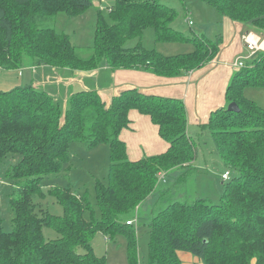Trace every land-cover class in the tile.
Segmentation results:
<instances>
[{"label":"trees","instance_id":"16d2710c","mask_svg":"<svg viewBox=\"0 0 264 264\" xmlns=\"http://www.w3.org/2000/svg\"><path fill=\"white\" fill-rule=\"evenodd\" d=\"M203 1L219 16L264 35V0ZM90 5V0H0V69L19 70L26 61L79 72L107 65L112 71H144L175 79L211 65L224 44L221 34L186 36L173 29L177 11L162 0H115L109 22L98 15L90 54L83 57L67 35L47 24L59 12L78 16ZM147 29L153 30L157 43H189L194 50L166 56L148 49L140 40ZM133 39L138 43L126 47ZM243 63L224 93L226 105L235 103L239 112L217 108L200 127V136L203 130L210 133L225 171L235 174L226 181L218 205L204 199L170 201L153 215L145 264H181L179 251L203 264H264V109L243 93L264 88V50ZM132 112L157 128L168 145L163 153L128 159L120 133L130 127ZM73 143L109 148L107 183L97 180L94 185L99 219L92 215L86 191L73 193L69 188L49 191L63 207L62 216L36 211L33 198L43 195L42 178L67 170ZM197 145L187 132L182 99L127 87L107 102L98 91L81 90L71 95L62 114L55 100L32 84L0 91V163L19 156L5 172L11 184H19L8 202L12 231L0 230V264H106L91 245L98 232L110 240L124 235L128 264H139L135 229L127 222L159 190L163 174L182 169L178 181H183L193 171ZM43 227L60 237L45 240ZM80 247L83 254L77 253Z\"/></svg>","mask_w":264,"mask_h":264},{"label":"rangeland","instance_id":"374dc122","mask_svg":"<svg viewBox=\"0 0 264 264\" xmlns=\"http://www.w3.org/2000/svg\"><path fill=\"white\" fill-rule=\"evenodd\" d=\"M90 1V7L82 14L71 17L64 12H59L47 24L57 33L67 35L70 38L71 44L75 46L83 57H88L90 54L98 15L101 14L109 22L108 11L115 3V0ZM162 1L177 11V17L171 26L184 35L191 36L196 34L198 36L203 35L207 38H213L217 33L222 31L220 16L203 0ZM140 40L144 47L154 49L166 56L187 54L194 50V45L189 43H157L154 40L152 29L145 30ZM138 41L139 39L126 41L125 46L134 47ZM248 57H240V59L246 60ZM13 72L10 70H0V82L10 81L13 78ZM41 72H44V76ZM3 75L7 76L8 79L3 78ZM48 75L51 80L46 85L44 77ZM38 77V89L47 90V94L60 106L63 114L69 106L71 95H73L70 93L76 91L72 90L75 89V84L65 86L66 80L71 77V70L55 67L43 68ZM56 79H61V83L57 82ZM104 82L106 81H101L100 88L102 89L99 92L105 97H111L112 91ZM0 87L3 86L0 84ZM45 87L47 88L45 89ZM8 89L10 90V88ZM8 89L6 91H9ZM243 93L247 99L255 101L258 106L264 109V88H247ZM228 106L224 104V107ZM202 132L203 134L200 136L201 133L198 127L194 126L191 127L189 133L198 142V156L193 163V171L183 181H178L179 175L184 172L182 169L170 171L166 177V181L163 179V175L166 174H163L158 185L159 190L150 194L140 204L138 211L134 213L133 226L138 245L139 264H145L147 260L148 243L150 240L148 224L153 215L164 210L172 201L193 203L196 199L201 198L208 205H218L220 203V196L226 184V181L221 179V174L225 169L219 159L217 147L210 133L206 130ZM198 133L199 139L196 138ZM69 157L70 162L66 171L63 170L59 174H51L42 178L40 186L43 195L38 194L33 198L37 206L36 211L40 212L42 210L53 216H62L63 207L55 198L49 195V191L56 188H69L73 193H84L86 191L90 205L93 208L92 215L95 219H99L100 211L96 202L94 185L97 180L103 184L107 183L109 148L106 145H99L93 149H89L86 144L73 143L69 148ZM18 159L19 156L12 155L0 163V230L6 233L12 231L13 228V213L9 209V197L19 182L11 184L12 182L10 183L5 177V172ZM228 172L231 177L235 174L232 171ZM84 218L86 220L90 219V213H85ZM42 233L44 239L48 241L57 240L60 237L59 233L49 227H43ZM91 245L95 255L104 258L106 264H128L127 240L124 235H117L110 240L103 233L98 232L91 240ZM77 253L83 254V248H77ZM178 255L182 264L184 261L187 262L189 260L192 261L191 264L198 262L196 257L190 253L179 251Z\"/></svg>","mask_w":264,"mask_h":264},{"label":"crops","instance_id":"0c3cea01","mask_svg":"<svg viewBox=\"0 0 264 264\" xmlns=\"http://www.w3.org/2000/svg\"><path fill=\"white\" fill-rule=\"evenodd\" d=\"M220 19L222 31L217 34L222 35L224 44L218 59L212 62L211 65L189 73L184 77L165 79L144 71H112L107 65H102L99 69L90 72L71 71V77L66 80L65 86L75 84L76 87L72 90L76 91H72L73 93L70 94L81 90L99 92L102 89L100 86L103 80L106 81L104 83L112 91L111 97L127 87H135L146 93L182 99L187 112L188 134L191 127L194 126H197L200 131L201 125L207 123L210 113L217 108L224 107V104H226L224 93L236 70L233 67L234 63L237 59L240 60V57L249 56L244 38L247 37L249 41L257 43L260 46L258 50H264V35L251 31L246 26L228 21L224 17L220 16ZM43 68H49V66H33L26 61L22 69L10 70L14 71L13 78L10 81L7 80V82H0L3 86L0 87V91H6L8 88L11 90L17 86L28 84H32L38 89L37 78L39 79L38 76ZM0 70L3 71L4 69ZM41 74L44 76V72H41ZM3 76V78H7V76ZM50 80L49 75L44 77L46 85ZM56 80L60 82L61 79ZM43 91L45 90L43 89ZM102 96L109 102L111 97ZM130 118L132 121L130 127L120 133V139L126 144L129 160L134 161L143 157L161 154L167 149L168 145L158 136L157 128L146 117L139 115L137 112H132ZM198 137L199 133L196 138L198 139ZM167 175H163L165 181ZM196 259L198 261L196 264H203L198 258ZM180 262L182 264L181 259ZM191 263L192 261L189 260L184 261L183 264Z\"/></svg>","mask_w":264,"mask_h":264},{"label":"built area","instance_id":"2783aa9c","mask_svg":"<svg viewBox=\"0 0 264 264\" xmlns=\"http://www.w3.org/2000/svg\"><path fill=\"white\" fill-rule=\"evenodd\" d=\"M189 24H190V22H189ZM244 41L247 44L249 56L253 55L260 48V46L257 43L249 41L247 37L244 38ZM240 60H242V59H240ZM240 60H237V62L234 63L233 67L235 69H239V68H242L244 66L243 60L242 61H240ZM229 178H230V173L228 171H225L222 174V180L227 181V180H229ZM127 224H133V221H129V222H127Z\"/></svg>","mask_w":264,"mask_h":264},{"label":"water","instance_id":"95a60500","mask_svg":"<svg viewBox=\"0 0 264 264\" xmlns=\"http://www.w3.org/2000/svg\"><path fill=\"white\" fill-rule=\"evenodd\" d=\"M227 110L229 112H235V113L239 112V108L237 107L235 103H230L229 106L227 107Z\"/></svg>","mask_w":264,"mask_h":264}]
</instances>
